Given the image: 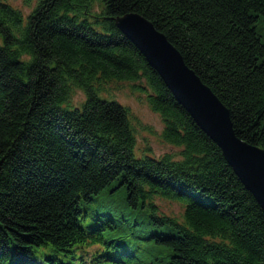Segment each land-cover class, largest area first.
<instances>
[{
  "label": "trees",
  "instance_id": "trees-1",
  "mask_svg": "<svg viewBox=\"0 0 264 264\" xmlns=\"http://www.w3.org/2000/svg\"><path fill=\"white\" fill-rule=\"evenodd\" d=\"M128 13L264 149V0H39L28 16L0 0V264H264V208L116 26ZM114 82L146 95L177 155H136L130 109L100 97Z\"/></svg>",
  "mask_w": 264,
  "mask_h": 264
},
{
  "label": "water",
  "instance_id": "water-1",
  "mask_svg": "<svg viewBox=\"0 0 264 264\" xmlns=\"http://www.w3.org/2000/svg\"><path fill=\"white\" fill-rule=\"evenodd\" d=\"M113 20L146 56L195 122L220 147L243 184L264 208V149L237 136L229 109L150 20L138 13Z\"/></svg>",
  "mask_w": 264,
  "mask_h": 264
},
{
  "label": "rangeland",
  "instance_id": "rangeland-1",
  "mask_svg": "<svg viewBox=\"0 0 264 264\" xmlns=\"http://www.w3.org/2000/svg\"><path fill=\"white\" fill-rule=\"evenodd\" d=\"M2 1L21 10L25 16H28L39 2V0ZM134 85L135 83L114 82L100 90V97L109 101H117L130 109L132 122L136 129L135 152L138 157L148 152L155 158H161L166 154L177 155L181 149L167 144L161 138L164 130V123L161 116L150 108L144 93L134 90ZM70 96V105L73 107H81L86 101V95L80 89H73ZM155 202L162 214L182 218L184 208L179 203L160 198L156 199ZM103 203H105V199Z\"/></svg>",
  "mask_w": 264,
  "mask_h": 264
}]
</instances>
